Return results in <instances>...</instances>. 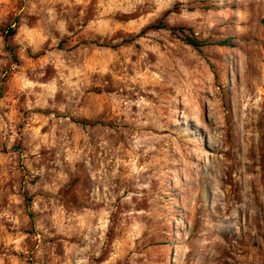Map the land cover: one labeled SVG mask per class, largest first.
Instances as JSON below:
<instances>
[{"label":"rangeland","instance_id":"1","mask_svg":"<svg viewBox=\"0 0 264 264\" xmlns=\"http://www.w3.org/2000/svg\"><path fill=\"white\" fill-rule=\"evenodd\" d=\"M0 92V264H264V0H0Z\"/></svg>","mask_w":264,"mask_h":264},{"label":"trees","instance_id":"2","mask_svg":"<svg viewBox=\"0 0 264 264\" xmlns=\"http://www.w3.org/2000/svg\"><path fill=\"white\" fill-rule=\"evenodd\" d=\"M15 22H17V20ZM148 28H169V27L165 23H163V21H159L157 24L151 25V26L147 27V29ZM16 30H17L16 25H8L3 29V37H4L6 48L9 51V53L11 54V57L15 63L18 62V58H17L16 52H15V47L11 44V37L16 33ZM170 30H175V29L170 28ZM180 30H182V34L184 36V41L187 44H189L195 48H199L205 44L204 42L197 39V37L189 29L187 32H185L184 31L185 29H183V28H181ZM131 40L132 39H127L124 42H130ZM216 44H218L220 46H233V43H231V41H229V40H221V41H218ZM102 46H110V45H108L106 43V44H103ZM0 95H1V92H0ZM25 200H26V209H27L28 215H29L30 219L33 220V213L30 210V198L28 196H25Z\"/></svg>","mask_w":264,"mask_h":264}]
</instances>
